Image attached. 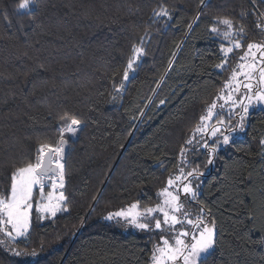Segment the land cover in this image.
<instances>
[{
	"label": "trees",
	"instance_id": "16d2710c",
	"mask_svg": "<svg viewBox=\"0 0 264 264\" xmlns=\"http://www.w3.org/2000/svg\"><path fill=\"white\" fill-rule=\"evenodd\" d=\"M165 2L176 9L168 27L152 22L159 0H36L34 18L17 11L19 0H0V193H7L12 170L33 159L39 143L55 142L64 112L84 121L66 150L69 210L42 221L34 213L31 236L19 247L38 255L17 257L0 245V264H148L152 236L123 233L102 217L135 199L158 202L156 193L177 163L180 145L231 70L214 69L218 41L206 30L213 16L241 21V9L251 7L250 0H209L203 9L200 0ZM200 10L204 15L185 36ZM242 22L245 43L260 39L254 16ZM145 28L152 33L148 54L123 100L110 103L106 73L122 68ZM182 39L175 67L157 86ZM247 133L235 147L221 150L223 159L202 177L200 199L212 209L222 234L207 264H264V245L236 239L248 232L257 240L264 230V169L257 155L264 112H252ZM162 152L165 168L152 158ZM203 160L197 157L195 163ZM250 209L258 216L255 230Z\"/></svg>",
	"mask_w": 264,
	"mask_h": 264
},
{
	"label": "snow or ice",
	"instance_id": "6c2138e0",
	"mask_svg": "<svg viewBox=\"0 0 264 264\" xmlns=\"http://www.w3.org/2000/svg\"><path fill=\"white\" fill-rule=\"evenodd\" d=\"M35 3L36 0H19L17 11L34 18L31 6ZM250 3V8L241 9V21L232 15H215L206 30L218 41L219 62L213 65L214 69L223 72L231 68L230 74L211 103H205L198 121L180 145L177 163L169 171L164 186L156 193L158 203L148 205L135 199L117 210L109 211L104 217L105 220L142 233L159 235V240L152 245L148 264H207L218 247L222 234L218 231L217 220L212 209L200 199L203 195L202 177L217 159H223L220 156L222 149L235 147L238 134L250 135L247 133V124L252 112L257 109L264 112V11H261L264 0H250ZM199 6L201 9L207 8L209 0H200ZM175 11L174 6L159 0L152 9V22L163 21L162 26L168 27ZM203 15L202 10L197 11L193 21L187 25L185 36ZM249 15L255 17V28L260 33V39L245 43L248 31L242 20ZM4 19L11 24L6 14ZM151 36V31L145 28L144 35L132 44L122 68L117 67L106 73L112 88L108 102L123 100L127 84L138 72L142 58L148 54L147 44ZM184 43L182 39L175 44L177 51L172 52L168 67L161 79L156 81L157 86L175 67L177 52L183 49ZM233 57L236 60L234 65L231 64ZM39 67L43 68L44 65ZM152 91L155 93L156 89ZM99 95L103 96L104 93ZM151 100L152 97H149V102ZM164 103L163 99L159 101L160 105ZM140 115H144L143 109ZM83 125L84 121L75 114L64 112L55 142L39 143L34 158L12 170L7 193H0V245L13 255H38L36 249L28 251L19 247L21 242L28 241L31 236L34 213L36 219L42 221L69 210L66 147L73 137H78ZM258 144L257 155L261 161L260 167L264 169V135L259 137ZM236 151L242 149L236 148ZM248 154L251 155L250 152ZM166 155L163 152L159 156L153 153L154 163L165 168ZM200 156L204 157L203 163H195ZM247 179H252L251 173ZM260 195L264 197V188L260 189ZM239 202L243 204V200ZM193 204L197 206L195 211L191 207ZM260 211L264 213V204ZM248 219L253 221L255 230L258 216L254 210L248 211ZM236 239L243 243L264 245V230H260L257 240H252L248 232L236 235Z\"/></svg>",
	"mask_w": 264,
	"mask_h": 264
},
{
	"label": "rangeland",
	"instance_id": "374dc122",
	"mask_svg": "<svg viewBox=\"0 0 264 264\" xmlns=\"http://www.w3.org/2000/svg\"><path fill=\"white\" fill-rule=\"evenodd\" d=\"M229 74H230V73H229ZM241 136H242V133H241V134H238L237 137H236V139H237V138H240ZM222 150H223V149H222ZM46 191H47V189H46ZM157 203H158V202H157ZM191 207H192V210H193V211L196 210L195 208H193V207H194V204L191 205ZM106 215H107V214H105V215L102 217V219H103L105 222H108V223H112V224H114V225H115L120 231H122L123 233L134 232V233L146 234V233L139 232V231H137V230H135V229H133V228L126 227V226H124V225H122V224H116L114 221H108V220H105L104 217H105ZM149 235H151V234H149ZM151 236H152L153 243L159 240V235H151ZM152 245H153V244H152ZM6 250H7V248H6ZM7 251H8V250H7Z\"/></svg>",
	"mask_w": 264,
	"mask_h": 264
},
{
	"label": "water",
	"instance_id": "95a60500",
	"mask_svg": "<svg viewBox=\"0 0 264 264\" xmlns=\"http://www.w3.org/2000/svg\"><path fill=\"white\" fill-rule=\"evenodd\" d=\"M66 150H67V147H66Z\"/></svg>",
	"mask_w": 264,
	"mask_h": 264
}]
</instances>
